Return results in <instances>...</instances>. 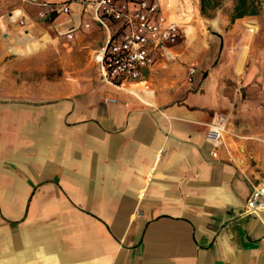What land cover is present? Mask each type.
Returning a JSON list of instances; mask_svg holds the SVG:
<instances>
[{
  "label": "crops",
  "instance_id": "0c3cea01",
  "mask_svg": "<svg viewBox=\"0 0 264 264\" xmlns=\"http://www.w3.org/2000/svg\"><path fill=\"white\" fill-rule=\"evenodd\" d=\"M63 3L0 0V264H264V210H245L264 184V76L245 72L246 46L208 71L188 52L212 54L219 38L195 43L191 23L141 81L114 85L100 10L51 11ZM260 14L231 23L238 46ZM231 15L208 25L225 30ZM71 48L91 52L96 75L60 87L55 51L69 60Z\"/></svg>",
  "mask_w": 264,
  "mask_h": 264
},
{
  "label": "built area",
  "instance_id": "2783aa9c",
  "mask_svg": "<svg viewBox=\"0 0 264 264\" xmlns=\"http://www.w3.org/2000/svg\"><path fill=\"white\" fill-rule=\"evenodd\" d=\"M76 0H66L61 5H52L51 11L68 13L69 4ZM92 3L100 10L97 21L108 31V40L100 48L99 60L104 81L119 85L124 82L141 81L152 70L156 58L162 50L182 40L181 27L166 20L159 0H80ZM114 26V29L111 27ZM71 38V33H67ZM194 74L191 68L188 80ZM207 138L218 140L220 132L210 129ZM213 157L216 152H212ZM245 210L258 213L264 210V184L253 187L246 200Z\"/></svg>",
  "mask_w": 264,
  "mask_h": 264
},
{
  "label": "rangeland",
  "instance_id": "374dc122",
  "mask_svg": "<svg viewBox=\"0 0 264 264\" xmlns=\"http://www.w3.org/2000/svg\"><path fill=\"white\" fill-rule=\"evenodd\" d=\"M161 1V0H160ZM204 10L203 13L198 15V10H201V1L200 0H192V3L194 5V14L191 23L194 27V37L193 40L195 43L201 44V42L207 41L210 46L212 43L209 41L211 36H215L220 39L221 44L218 45V40L216 39V44L213 47L212 54H204L199 49H196L194 53H189V56H193L194 60L208 61V65L206 66L207 70L212 71L214 67H216L220 61H224V67L223 71L229 70V64L230 61H236L238 60L239 53L243 50L242 48L246 46V62H245V72L248 74H253V72L256 70L255 66L257 65L260 67V70L263 72L264 76V1L261 0H203ZM162 6H165V4L161 1ZM164 10V8H163ZM223 10L224 13L231 12L232 15L236 14L237 10H246L247 12H254V10L259 11L260 10V18L258 21L259 29L256 33V36H249V32H246V41L241 44V46H238L237 41V34L233 35L232 26L231 23L234 21L231 20V17L229 19V24L226 26L225 30H214L211 29V25L209 26L208 22L213 19L215 16L216 11ZM166 12V10H164ZM231 15V16H232ZM250 21V20H249ZM182 30L184 41L186 39L185 33ZM229 32V45L226 46V33ZM219 33L221 35H219ZM57 40H55L54 44H57ZM98 42L95 45H99ZM66 49V48H65ZM242 49V50H241ZM70 51V59L63 58V53L61 52V49L59 51H55L56 56V63H55V69L50 73L49 76L50 79H54V82L57 86L61 87L60 82H68V83H89L92 80H94L92 76L96 75L95 72V66L93 62H91V52L87 51L86 53V59L83 60L82 58L78 57L76 52L73 48L69 49ZM243 51L241 52V54ZM215 59V61L212 64V61ZM225 59V60H224ZM262 60L263 63H257L255 64V60ZM67 62V63H66ZM65 65V67H62ZM206 76V73H204V76ZM192 80V78H191ZM189 80V81H191ZM254 80H241L242 86H248L253 85ZM238 85V84H237Z\"/></svg>",
  "mask_w": 264,
  "mask_h": 264
},
{
  "label": "bare ground",
  "instance_id": "6f19581e",
  "mask_svg": "<svg viewBox=\"0 0 264 264\" xmlns=\"http://www.w3.org/2000/svg\"><path fill=\"white\" fill-rule=\"evenodd\" d=\"M161 1L165 4L164 10H166V12L164 11V16L166 20L170 23H175L179 27H181L185 35L188 37V39L191 40L192 39L191 21L195 10L192 0H161ZM247 26L249 27L250 32H253L255 30L254 23L247 22ZM47 42L48 40L45 39L43 40L42 44H46ZM36 47L37 45L35 43L30 44L29 47L27 48V52L32 51ZM141 87L143 86L141 85Z\"/></svg>",
  "mask_w": 264,
  "mask_h": 264
},
{
  "label": "trees",
  "instance_id": "16d2710c",
  "mask_svg": "<svg viewBox=\"0 0 264 264\" xmlns=\"http://www.w3.org/2000/svg\"><path fill=\"white\" fill-rule=\"evenodd\" d=\"M201 1V7H200V9H201V13H203V10H204V5H203V0H200ZM261 1H264V0H261ZM247 11H245V10H243V11H241V12H236V14H234V15H232L231 16V20L233 21L235 18H237V17H240V15H243L244 13H246ZM247 13H250V12H247ZM252 13V12H251Z\"/></svg>",
  "mask_w": 264,
  "mask_h": 264
}]
</instances>
